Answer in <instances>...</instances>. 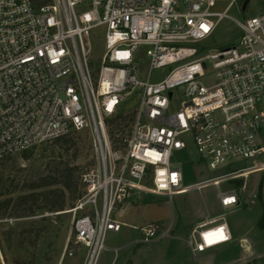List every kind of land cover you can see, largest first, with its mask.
Masks as SVG:
<instances>
[{"label":"built area","instance_id":"obj_1","mask_svg":"<svg viewBox=\"0 0 264 264\" xmlns=\"http://www.w3.org/2000/svg\"><path fill=\"white\" fill-rule=\"evenodd\" d=\"M219 1L0 0V161L90 134L97 161L70 209L81 213L73 243L85 248L84 264H100L106 233L124 225L117 207L133 193L172 199L230 183L218 193L226 209L239 204L237 181L264 171V10L241 20L218 10ZM229 1L242 8L245 0ZM224 18L240 36L211 51L206 41ZM98 26L105 47L93 64ZM142 49L145 80L135 64ZM196 162L217 175L186 183L183 165ZM140 230V243L166 234L160 222ZM213 231L226 240L207 243ZM231 239L222 213L196 223L187 244L196 255Z\"/></svg>","mask_w":264,"mask_h":264},{"label":"rangeland","instance_id":"obj_2","mask_svg":"<svg viewBox=\"0 0 264 264\" xmlns=\"http://www.w3.org/2000/svg\"><path fill=\"white\" fill-rule=\"evenodd\" d=\"M217 9H227L230 16L244 20L264 10V0H250L245 11L239 4L232 6L229 0H221L217 3ZM239 36L237 24L224 18L219 21L206 44L212 51L218 46L231 44ZM91 42L92 62L98 64L105 47L104 26L92 30ZM145 51L142 49L135 61L141 80L147 79L149 69ZM162 72H153L152 80H157ZM179 107L180 103L176 100L173 108ZM73 134L79 150L75 153V149H71L63 158L77 167L78 194L81 193V196V175L92 168L97 159L90 134L86 131ZM58 146L59 143L52 141L29 149L26 156L21 152L0 161V199L29 192L23 190V185L50 173L54 167L51 153ZM176 158L182 160L187 157L177 153ZM183 172L189 184L217 175V172L198 162L184 164ZM230 188V183H221L219 187L222 191ZM219 189L206 185L199 190L176 194L172 199L144 192L133 193L117 207L116 218L124 225L118 232L106 233V249L101 254L100 264H111L114 258L115 264H264V232L258 224L264 211V171L251 173L247 177L244 190L238 192L243 198L242 205L229 210L221 209ZM78 198L59 212L37 210L34 215L25 216L10 211V215L0 217V264H84L85 248H78L73 243L74 219L81 213L70 212ZM98 209L101 211V203ZM222 213L230 226L233 240L194 255L187 244L193 222ZM152 222L163 224L166 234L140 243V228ZM34 235H40L35 244ZM242 237L246 240L240 242ZM115 248H119L117 257ZM73 249L74 256H69L68 251Z\"/></svg>","mask_w":264,"mask_h":264},{"label":"trees","instance_id":"obj_3","mask_svg":"<svg viewBox=\"0 0 264 264\" xmlns=\"http://www.w3.org/2000/svg\"><path fill=\"white\" fill-rule=\"evenodd\" d=\"M55 141L60 146L51 153L54 160L53 170L44 176L38 177L31 183L23 185V190L26 189L29 192L18 194L16 197L10 196L0 199L1 218L10 215V211L20 212V215L25 216H32L37 210L59 212L64 210L68 204H73L80 196L81 193L78 194L79 177L76 176L77 167L63 158L69 150L75 149V153L79 150L76 136L72 134ZM27 151H23L25 156ZM75 153L74 156L76 157ZM258 224L260 230L264 232V211ZM31 231L27 230L26 232ZM34 236L33 244L36 243L40 235Z\"/></svg>","mask_w":264,"mask_h":264},{"label":"crops","instance_id":"obj_4","mask_svg":"<svg viewBox=\"0 0 264 264\" xmlns=\"http://www.w3.org/2000/svg\"><path fill=\"white\" fill-rule=\"evenodd\" d=\"M245 182H246V180L237 181L236 185L239 187V191L244 190V188H245ZM239 191H238V192H239ZM238 196H239V204H238L237 206L243 204V201H242L243 198L240 196V194H238ZM219 205H220V208L223 209V210H229V209H232V208L235 207V206H232V207H230V208H226V209L223 208V207L221 206V203H220V198H219ZM237 206H236V207H237ZM211 217H212V216H211ZM208 218H209V217H208ZM205 219H207V218H205ZM202 220H204V219L196 220L195 222H193V226H194L196 223H198L199 221H202ZM226 222H227V221H226ZM227 224H228V222H227ZM228 227H229V230H230V234H231V236H232V231H231V229H230L229 224H228ZM231 240H233V236H232V239H231ZM243 240H246L245 237L240 238V242H243Z\"/></svg>","mask_w":264,"mask_h":264},{"label":"bare ground","instance_id":"obj_5","mask_svg":"<svg viewBox=\"0 0 264 264\" xmlns=\"http://www.w3.org/2000/svg\"><path fill=\"white\" fill-rule=\"evenodd\" d=\"M226 240L225 235L221 231H213L206 235V241L209 244L222 243Z\"/></svg>","mask_w":264,"mask_h":264},{"label":"water","instance_id":"obj_6","mask_svg":"<svg viewBox=\"0 0 264 264\" xmlns=\"http://www.w3.org/2000/svg\"><path fill=\"white\" fill-rule=\"evenodd\" d=\"M250 0H245L243 2V5H242V10L245 11V9L247 8V5L249 4Z\"/></svg>","mask_w":264,"mask_h":264}]
</instances>
